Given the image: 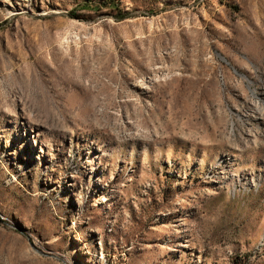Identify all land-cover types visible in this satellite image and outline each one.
<instances>
[{
  "label": "rangeland",
  "instance_id": "1",
  "mask_svg": "<svg viewBox=\"0 0 264 264\" xmlns=\"http://www.w3.org/2000/svg\"><path fill=\"white\" fill-rule=\"evenodd\" d=\"M0 264H264V0H0Z\"/></svg>",
  "mask_w": 264,
  "mask_h": 264
},
{
  "label": "trees",
  "instance_id": "2",
  "mask_svg": "<svg viewBox=\"0 0 264 264\" xmlns=\"http://www.w3.org/2000/svg\"><path fill=\"white\" fill-rule=\"evenodd\" d=\"M104 5L110 8L112 6V3L111 2H106Z\"/></svg>",
  "mask_w": 264,
  "mask_h": 264
}]
</instances>
